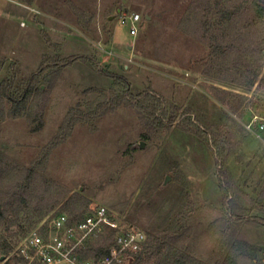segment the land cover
<instances>
[{
  "label": "rangeland",
  "instance_id": "374dc122",
  "mask_svg": "<svg viewBox=\"0 0 264 264\" xmlns=\"http://www.w3.org/2000/svg\"><path fill=\"white\" fill-rule=\"evenodd\" d=\"M220 2L235 10L242 0ZM196 3L0 0V87L23 93L31 80L34 85L31 119L0 114V212H8L0 219L1 243L4 238L14 251L32 231L49 230L58 215L77 221L104 206L199 264L227 257L264 264V225L230 219L210 147L176 124L144 139L145 120L133 103L153 93L178 120L188 112L225 140L230 200L245 220L264 219V68L250 89L238 75L242 63L259 57L250 48L249 17L230 27L217 16L206 33ZM133 14L142 18L136 36L126 22ZM224 40L228 57L213 53ZM100 105L109 108L78 120L67 134L73 115L97 114ZM10 108L7 101L0 105L6 114ZM31 170L34 184L22 197L15 188L26 185ZM111 235L93 237L82 255L95 256ZM13 251L7 258L0 251V264L14 262Z\"/></svg>",
  "mask_w": 264,
  "mask_h": 264
},
{
  "label": "trees",
  "instance_id": "16d2710c",
  "mask_svg": "<svg viewBox=\"0 0 264 264\" xmlns=\"http://www.w3.org/2000/svg\"><path fill=\"white\" fill-rule=\"evenodd\" d=\"M196 4L200 8V10L203 11V28L206 33H210L212 29H214V25L211 23V21L217 16L221 21L220 25L226 23L230 27L232 26V24L237 23L239 18H243L244 15H247V17H249L247 19L248 21L246 29L247 31L251 30L253 32V34L250 35V38L252 39V45L250 48L253 54H258L259 57L256 58V55H253L252 58L242 63L243 67L239 70L238 75L239 78L245 77L247 79L245 85L246 88H252L257 82L264 68V0H242V2H239V5L235 7V10L225 7V5H222L220 0H197ZM238 37V39L241 40L240 42H243L244 39H246L245 30L243 32H240ZM232 42L233 43L230 44L233 45L235 48H242L240 47V42L238 43V45L237 43H235V41ZM213 53H215L216 55L220 53V55L228 57V55L231 53L229 43L225 42L224 40L223 44L213 47ZM67 64L68 62H66L64 65ZM33 87V80H31L27 85V89H24L23 93H19L18 91L12 90L13 85L3 84L0 87V105L4 104V102L7 101V103L11 104V108L7 114L2 109V111H0L1 116H8L9 118L16 120L23 118L31 119V115L28 116L27 111L30 104V97L33 94ZM38 92L40 93L41 90L38 89ZM133 103L135 107L139 110V113L142 115L143 119L145 120L146 133L143 136L144 139L149 140L155 134L158 133H168L176 124L183 132L198 137L199 139L204 141L210 147L216 166L218 167L219 186L223 194V204L225 206L226 212L230 216V219L236 221L238 224H242L244 221H247L249 224L253 225H264V219L262 218L245 220V218L239 214V210L241 209V207H239L238 205L233 203V201L230 200L231 189L226 173V166L228 159L231 155V148L225 140H223L220 136L211 135L208 131L204 130L195 120L192 119L191 114H189L188 112H184L181 119L178 120V116L176 113H169L168 110H166L164 99L153 93H145L143 95H140L138 98L134 99ZM119 104L120 103H113L112 107H116ZM108 108L109 107L107 105H100L96 111L98 115H73L68 122L67 134L70 135L72 133L75 127V122H77L78 120H94L96 117L100 116V113H105ZM175 111L180 112L179 108L175 109ZM64 137L67 138L68 136ZM55 146H50L49 152ZM47 153L45 155L46 157L49 154ZM33 175H35V172L31 170L28 173V176L25 177L24 182H26V185L20 187L17 186L15 188V191L22 197L23 190H26V188L27 190L28 188L29 190H31L30 187H32V185L34 184V181H32ZM2 180H4V178H1V181ZM15 198V195H12V199L15 200ZM10 202L11 201L9 200L6 205H9ZM18 213H16L15 215L18 216ZM7 214L8 212L6 211L0 212V219H7ZM111 238L112 235L110 239ZM2 239L3 242H0V251H2L4 256L7 258L9 254L13 251V248L5 244L4 238ZM104 247L105 246H101L98 252L104 254ZM1 262L3 261L0 260V263ZM12 262L8 261L5 264H13ZM134 264L199 263L195 259H193V257L187 255L184 252H174L172 246H170L166 242V238L162 236H157L151 237V239L147 240L145 247L138 255ZM222 264H238V262L234 258L227 257Z\"/></svg>",
  "mask_w": 264,
  "mask_h": 264
},
{
  "label": "built area",
  "instance_id": "2783aa9c",
  "mask_svg": "<svg viewBox=\"0 0 264 264\" xmlns=\"http://www.w3.org/2000/svg\"><path fill=\"white\" fill-rule=\"evenodd\" d=\"M141 21L140 14H133L126 21L133 36L137 35ZM50 227L24 237L12 253L13 264H134L148 240L142 230L113 217L104 206L77 221L60 214ZM107 231L112 238L104 247L105 253L83 256L92 238Z\"/></svg>",
  "mask_w": 264,
  "mask_h": 264
},
{
  "label": "water",
  "instance_id": "95a60500",
  "mask_svg": "<svg viewBox=\"0 0 264 264\" xmlns=\"http://www.w3.org/2000/svg\"><path fill=\"white\" fill-rule=\"evenodd\" d=\"M141 147H144V145H141ZM169 180H170V178L167 177L166 180H165L164 185H166L169 182ZM3 260H4V257L1 259V261H3Z\"/></svg>",
  "mask_w": 264,
  "mask_h": 264
}]
</instances>
